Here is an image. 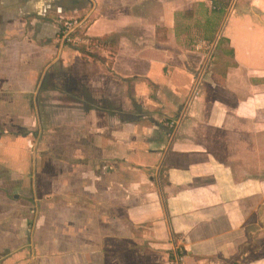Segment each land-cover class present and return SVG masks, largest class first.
I'll return each instance as SVG.
<instances>
[{
	"label": "crops",
	"instance_id": "crops-1",
	"mask_svg": "<svg viewBox=\"0 0 264 264\" xmlns=\"http://www.w3.org/2000/svg\"><path fill=\"white\" fill-rule=\"evenodd\" d=\"M0 172V264H264V0H0Z\"/></svg>",
	"mask_w": 264,
	"mask_h": 264
},
{
	"label": "rangeland",
	"instance_id": "rangeland-1",
	"mask_svg": "<svg viewBox=\"0 0 264 264\" xmlns=\"http://www.w3.org/2000/svg\"><path fill=\"white\" fill-rule=\"evenodd\" d=\"M11 175L7 177L5 173L0 172V217L4 215H8V213L11 215L13 213L20 211V213L25 214V216L32 217L31 221H28L29 222L28 226L32 228L34 224V220L36 221V219L33 220V217L35 218V216L38 215L39 210L41 208V204L35 201V196L31 192L32 188L27 189L25 192L20 191L18 197H15L16 196L14 194L15 192L11 191L12 189L10 190L9 189L10 187L5 188L4 186H1V183L4 184L8 183V181H6L8 178L15 179L12 178ZM32 209L34 211H32ZM0 223L5 224V220ZM10 223L11 224L9 226L11 228H14V225H12L13 223L12 220L10 221ZM7 236L8 238H12V236L10 235Z\"/></svg>",
	"mask_w": 264,
	"mask_h": 264
},
{
	"label": "built area",
	"instance_id": "built-area-1",
	"mask_svg": "<svg viewBox=\"0 0 264 264\" xmlns=\"http://www.w3.org/2000/svg\"><path fill=\"white\" fill-rule=\"evenodd\" d=\"M81 23L78 17H67L63 19L61 34L65 42L79 44L86 40L84 33L81 31ZM169 124L174 127L177 121L172 120Z\"/></svg>",
	"mask_w": 264,
	"mask_h": 264
},
{
	"label": "trees",
	"instance_id": "trees-1",
	"mask_svg": "<svg viewBox=\"0 0 264 264\" xmlns=\"http://www.w3.org/2000/svg\"><path fill=\"white\" fill-rule=\"evenodd\" d=\"M99 38H100V40H101V39H107V38H109V36H103V37H99ZM90 40H91L90 43H92V44H94V43H98V41H99L96 37L90 38ZM99 42H100V41H99ZM82 49H85V45L82 47ZM92 54L98 56V54H96V52H95V53H92Z\"/></svg>",
	"mask_w": 264,
	"mask_h": 264
}]
</instances>
